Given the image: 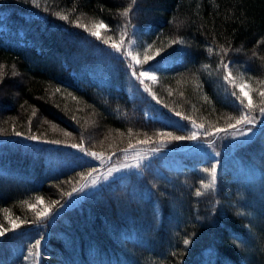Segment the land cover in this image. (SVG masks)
I'll list each match as a JSON object with an SVG mask.
<instances>
[{
  "label": "trees",
  "instance_id": "16d2710c",
  "mask_svg": "<svg viewBox=\"0 0 264 264\" xmlns=\"http://www.w3.org/2000/svg\"><path fill=\"white\" fill-rule=\"evenodd\" d=\"M0 91V264H264V0H0Z\"/></svg>",
  "mask_w": 264,
  "mask_h": 264
},
{
  "label": "rangeland",
  "instance_id": "374dc122",
  "mask_svg": "<svg viewBox=\"0 0 264 264\" xmlns=\"http://www.w3.org/2000/svg\"><path fill=\"white\" fill-rule=\"evenodd\" d=\"M132 32H133V36H131L130 37V39H129V42H128V44H126L125 46L123 45V48H122V50H120V51H123V53H122V58L124 59V62H123V66L127 69V68H129V73H128V75L130 76V77H132L131 79H135V81H137L138 83H140L139 85H141L143 88L145 87L144 86V81H147V82H155L156 81V79H157V76H156V71L158 70V68L157 67H161V66H164V65H166L168 62L170 63L171 62V60L172 59H166V60H164V61H159V62H154L153 64H151V65H149V66H147L146 68H144V69H140L139 68V65H138V58H137V53H138V50L136 49L135 51H133V49H134V46H137L138 47V45H137V43H138V37L140 36V30L139 29H137L136 27H133V29H132ZM133 57H135V59H133ZM159 65V66H157L156 67V65ZM159 67V68H160ZM147 72L148 74L147 75H145V76H141L140 75V73L141 72ZM111 74V73H110ZM114 78H115V75H113V74H111ZM129 76H125V77H122V76H117V78H115V80H122V81H124V82H126V81H128V85H130L129 84V82H131V81H129ZM152 77H154V79L152 78ZM81 78H83V76H81ZM100 81H102V82H104V83H106V81H105V79H102V80H100ZM20 82L22 83V84H24L25 83V81L24 80H22V79H20ZM142 82H143V84H142ZM229 82L231 83V85L233 86V87H236L237 88V90H239L240 91V93H241V95H244V93L243 92H241V86H244V83H240V82H238V80H237V78L235 77V76H230V79H229ZM118 87V86H117ZM138 88H140V86L138 87ZM235 88V89H236ZM129 92L130 91H132L131 89H132V87L130 86L129 88ZM145 89V91L143 92H141L142 94L143 93H145L146 91H147V89L146 88H144ZM244 92H248L247 91V89L244 87ZM16 93H14L13 95H15ZM17 95V94H16ZM15 95V96H16ZM5 96V92H3V91H0V100H1V98H3ZM245 96V95H244ZM1 107V106H0ZM152 108H154L155 110L157 109L156 107H154L153 105H151V104H147V105H145V111H146V116L147 117H150V118H156V119H159V120H162V121H165V122H167V123H170V124H176V125H178V126H180L179 125V123H177L175 120H173V119H170V118H167V117H165L160 111H158V109H157V112L156 113H154V111L155 110H152ZM249 119H254V120H257V121H260L262 118H254V117H250ZM248 119V120H249ZM240 124V123H239ZM239 124H237V125H239ZM195 134V133H194ZM197 135H199V134H196L195 136H197ZM111 140V139H110ZM110 142V141H109ZM188 145H183V146H180L181 148H178V150H182V147H187ZM175 159V158H174ZM108 176V175H107ZM95 185H97V183L95 182V184L93 185V186H95ZM16 226V225H15Z\"/></svg>",
  "mask_w": 264,
  "mask_h": 264
},
{
  "label": "snow or ice",
  "instance_id": "6c2138e0",
  "mask_svg": "<svg viewBox=\"0 0 264 264\" xmlns=\"http://www.w3.org/2000/svg\"><path fill=\"white\" fill-rule=\"evenodd\" d=\"M133 3H135V0H133ZM128 12H129V9H126L124 12H123V15L124 16H128ZM62 19H67V17H62ZM94 27H96V28H104V27H106V25H103L102 23L101 24H98V25H94ZM91 34L93 35V36H97L98 38H99V32L98 31H93V32H91ZM105 43H107V41H105ZM174 43H175V41H174ZM113 47H117L116 45H113ZM117 50H119L118 49V47H117ZM209 51H211V49H209ZM157 54H159V53H157ZM133 59H135V57H133ZM145 59L146 60H148V59H152V57H145ZM224 66V68L225 69H227L228 68V64H224L223 65ZM148 73L145 71V72H141L140 73V75L141 76H145V75H147ZM231 75V73L229 72V76ZM153 79H154V77H152ZM225 79H228V76H226L225 77ZM241 92H243L244 93V95L245 96H247L248 94L246 93V92H244V86H241ZM235 93H233V95H234ZM261 95H264V93H261ZM251 103H252V101H251V98L249 97L248 98V104H249V106L251 105ZM261 111L262 112H264V109H261ZM242 121H246V122H248V123H251L252 121L251 120H248L247 119V117H242L241 118V120H238L237 121V123L239 124V123H241ZM17 135H19V133L17 134ZM32 139H35V137H32ZM173 139H175V140H183V139H185L184 137H181V136H176V137H173ZM190 139H195V136H193V137H190ZM73 147H78L77 145H73ZM90 155H92V156H96L97 154L96 153H90ZM205 171H207V170H205ZM211 175H212V180H213V182L215 181V178H216V171H215V168L213 167V169H212V171H211ZM93 184H95V181H93L92 182ZM213 186V184H205L204 185V187L205 188H209V187H212ZM73 191H77L76 189H74ZM81 191H82V189H81ZM201 193H199V192H197V195H200ZM69 195H71V194H69ZM39 199V198H38ZM47 214V212L45 211L44 213H38L37 215L38 216H44V215H46ZM5 234V230H0V236H3ZM190 241H188V240H184V243L185 244H188ZM37 246H38V243H37Z\"/></svg>",
  "mask_w": 264,
  "mask_h": 264
},
{
  "label": "bare ground",
  "instance_id": "6f19581e",
  "mask_svg": "<svg viewBox=\"0 0 264 264\" xmlns=\"http://www.w3.org/2000/svg\"><path fill=\"white\" fill-rule=\"evenodd\" d=\"M172 63H176V62H179V58L178 59H173L171 60Z\"/></svg>",
  "mask_w": 264,
  "mask_h": 264
}]
</instances>
